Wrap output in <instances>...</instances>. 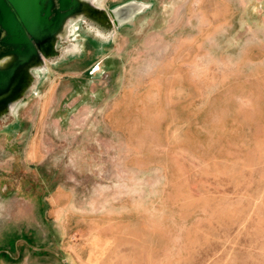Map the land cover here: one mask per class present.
<instances>
[{
	"label": "rangeland",
	"instance_id": "374dc122",
	"mask_svg": "<svg viewBox=\"0 0 264 264\" xmlns=\"http://www.w3.org/2000/svg\"><path fill=\"white\" fill-rule=\"evenodd\" d=\"M85 2L0 106V264H264V0Z\"/></svg>",
	"mask_w": 264,
	"mask_h": 264
},
{
	"label": "water",
	"instance_id": "95a60500",
	"mask_svg": "<svg viewBox=\"0 0 264 264\" xmlns=\"http://www.w3.org/2000/svg\"><path fill=\"white\" fill-rule=\"evenodd\" d=\"M85 10V0H0V98L55 48L68 22Z\"/></svg>",
	"mask_w": 264,
	"mask_h": 264
},
{
	"label": "flooded vegetation",
	"instance_id": "af4514ba",
	"mask_svg": "<svg viewBox=\"0 0 264 264\" xmlns=\"http://www.w3.org/2000/svg\"><path fill=\"white\" fill-rule=\"evenodd\" d=\"M20 75H21L20 77L22 78L21 81L14 83V84L12 85L11 89L8 90V91L5 93V95L2 96V98H0V101L6 103L7 101H8V102H9V101L11 102V101L13 100L12 98H13L14 94L16 93V90L19 88L20 84L22 83V81H23L24 78L26 77L25 74L22 75V73H21Z\"/></svg>",
	"mask_w": 264,
	"mask_h": 264
},
{
	"label": "bare ground",
	"instance_id": "6f19581e",
	"mask_svg": "<svg viewBox=\"0 0 264 264\" xmlns=\"http://www.w3.org/2000/svg\"><path fill=\"white\" fill-rule=\"evenodd\" d=\"M87 2H89V1H87ZM100 2H102V1H100ZM100 2H99L98 4H100ZM98 4H97V5H98ZM95 8H96V7H95ZM98 9H99V8H98ZM78 17H79V15H78ZM78 17H76V18H78ZM80 17H81V16H80ZM67 29H68V28H67ZM65 30H66V29H65ZM67 31H68V30H67ZM63 34H64V33H63ZM61 37H62V36H61ZM63 37H64V36H63ZM63 37H62V38H63ZM75 38H76V37H75ZM64 39H65V38H64ZM72 41H73V40H72ZM75 43H76V42H75ZM68 44H69V43H68ZM66 45H67V44H66ZM66 45H65V46H66ZM68 47H69V46H68ZM61 48H62V47H61ZM61 50H62V49H61ZM57 56H58V55H57ZM61 56H62V55H61ZM44 60H45V59H44ZM25 91H26V90H25ZM7 109H8V108H7ZM6 111H7V110H6ZM9 115H10V114H9Z\"/></svg>",
	"mask_w": 264,
	"mask_h": 264
}]
</instances>
